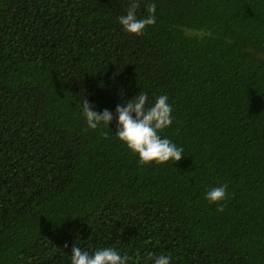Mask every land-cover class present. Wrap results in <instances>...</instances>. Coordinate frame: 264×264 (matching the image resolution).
I'll return each instance as SVG.
<instances>
[{
	"label": "trees",
	"instance_id": "1",
	"mask_svg": "<svg viewBox=\"0 0 264 264\" xmlns=\"http://www.w3.org/2000/svg\"><path fill=\"white\" fill-rule=\"evenodd\" d=\"M0 0V264H264V0ZM169 97L183 158L140 165L83 101ZM227 185L224 210L205 199ZM67 245V247H65Z\"/></svg>",
	"mask_w": 264,
	"mask_h": 264
},
{
	"label": "clouds",
	"instance_id": "2",
	"mask_svg": "<svg viewBox=\"0 0 264 264\" xmlns=\"http://www.w3.org/2000/svg\"><path fill=\"white\" fill-rule=\"evenodd\" d=\"M139 7V0H130L127 13L118 18L123 29L136 36L155 24V4L147 5V15L143 18L137 16ZM82 109L87 129L96 130L100 126L108 129L113 119H116L117 139L138 157V163L142 166L153 163L162 165L169 161L176 164L185 158L183 148L177 147L171 140L160 135L161 131L173 123V109L167 95L161 94L149 102L148 95L140 91L132 100L118 105L115 116L107 109L103 112L93 110L87 99H84ZM227 187L225 184L212 188L205 195L209 203L218 205L217 211L224 210L221 202L227 198ZM148 259L152 264H170L168 255H149ZM70 261L71 264H139L138 259L133 260L127 254L121 255L115 248H100L90 254L75 244L71 249Z\"/></svg>",
	"mask_w": 264,
	"mask_h": 264
}]
</instances>
